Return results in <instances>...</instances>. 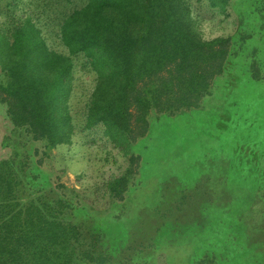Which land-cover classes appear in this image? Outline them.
<instances>
[{"label": "trees", "instance_id": "trees-1", "mask_svg": "<svg viewBox=\"0 0 264 264\" xmlns=\"http://www.w3.org/2000/svg\"><path fill=\"white\" fill-rule=\"evenodd\" d=\"M2 1L0 108L12 129L2 142L10 153L0 160V264H158L160 253L168 260L183 238L162 233L170 221L158 205L148 213L135 206L137 148L148 147L154 117L200 110L235 68L264 81L250 45V24L264 29V0L248 11L241 0H206L225 16L235 9L240 22L236 35L208 40L187 0ZM44 29L64 51L48 44ZM79 58L95 75L82 128L100 130L127 162L104 183L100 208L64 184L66 169L53 164V151L72 145L76 133L70 97ZM217 260L205 253L189 264Z\"/></svg>", "mask_w": 264, "mask_h": 264}, {"label": "rangeland", "instance_id": "rangeland-1", "mask_svg": "<svg viewBox=\"0 0 264 264\" xmlns=\"http://www.w3.org/2000/svg\"><path fill=\"white\" fill-rule=\"evenodd\" d=\"M187 1L204 39L237 34L235 9L225 16L206 0ZM241 1L248 11L254 0ZM250 27V45L264 73V29ZM44 35L53 49L64 51L51 30L44 29ZM94 79L84 60L76 59L70 97L76 133L72 145L53 151V164L66 169L64 184L100 208L107 203L104 183L119 176L127 162L100 130L82 128ZM156 120L148 147L137 148L143 158L142 185L132 200L146 213L158 205L170 221L162 233L171 239L172 230L183 238L168 260L166 253L159 254L158 264H189L205 253L215 254L218 264H264V81H254L239 66L214 84L200 110ZM11 129L0 108V160L10 153L2 142ZM170 212L176 214L166 218Z\"/></svg>", "mask_w": 264, "mask_h": 264}]
</instances>
